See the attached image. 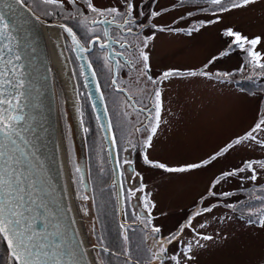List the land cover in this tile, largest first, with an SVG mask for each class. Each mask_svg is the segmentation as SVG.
I'll return each instance as SVG.
<instances>
[{"label": "rangeland", "instance_id": "1", "mask_svg": "<svg viewBox=\"0 0 264 264\" xmlns=\"http://www.w3.org/2000/svg\"><path fill=\"white\" fill-rule=\"evenodd\" d=\"M93 1L100 4V7L114 4L119 6L120 1L123 2V0ZM134 2L144 9L147 18H149L147 13L151 10L161 12L158 17H150V21L153 25L164 28V31L153 27L147 31L149 35L154 33V39L149 41L146 49L150 55L151 76L158 73L161 75L168 68L182 72L193 70L208 73L205 76H178L179 79H175L173 83L167 80V84L170 83L172 86L168 84L162 92L164 112L161 117V132L154 137V149L150 151L158 162L166 163L168 166L200 162L207 157L210 158L227 143L244 135L264 120L262 90L255 87L252 91L244 82L246 75L234 72L243 65L241 56L243 51L230 47L231 38L223 35L226 28H232L249 38L260 37L262 43L256 46V50L264 53V0L225 12L219 23L204 27H200L201 21L213 19L211 12L215 6L211 5L210 0H134ZM60 9L56 13L51 11V15L55 17L51 20H56L62 16L60 14L71 10L72 6L68 5V0H64V8ZM37 11L42 14L40 10ZM80 17L78 11L73 18ZM193 26L199 28V31L189 35L188 29ZM63 48L68 59L64 44ZM221 53L227 55H220ZM214 56L220 58L209 63ZM68 61L79 102L77 112L82 147L78 145L74 123L71 124L68 113L64 110L62 83L58 72L53 68L52 76L54 92L62 113L61 134L78 216L85 236L92 246L91 252L95 263L132 264L130 260L109 259L106 253L98 250L104 246L106 224L111 229L108 218L112 207H115V198L112 195L107 198L109 192L107 193L105 189L114 187L110 185L109 173L107 176L97 175L102 167L101 161L98 163L100 168L96 166L100 149L99 133L93 121L78 64L74 62L72 66L70 59ZM100 68L103 67L100 65ZM108 72L105 69L102 71L103 74ZM125 75L130 76L131 73ZM257 76L259 78L260 74ZM83 127H87L89 131L84 133ZM256 135L258 139L264 141V130L257 132ZM81 155L85 160L88 190L83 188L82 177L76 171ZM250 160L264 161V144L245 142L219 156L209 166L192 172L170 173L172 176L164 174L165 171L160 174L153 169H150V172L146 170L143 172L149 178L146 181L145 177L147 183L145 191L147 190V196L152 198L149 200L155 205L152 208L154 217L158 219L155 225L162 228L158 238L173 233L181 238L180 242L173 241L172 248L167 249L174 251L175 255H180L183 243L192 241L195 232L212 236L213 239L201 240L203 247L194 248L196 257L193 264H264V227L259 223L264 219V170H260L257 165L255 181L242 179L241 177L250 175L245 171L218 185L214 189L217 192L216 196L207 194L210 184L220 173L240 168L245 161ZM220 193L229 195L221 196ZM85 196L88 198H81ZM210 205L217 206L213 207L212 211L205 212L204 209ZM124 209L123 219L129 224L126 222ZM197 212L201 215H196ZM119 229L121 230L120 227ZM133 237L136 245L142 248L144 244L148 246V250L144 248L143 250L152 253L158 251L157 247H153L152 237H146L147 240H142L138 235ZM0 242V255L6 253L4 264H8L7 248L3 241ZM132 248L135 249V245ZM138 258L141 259L142 256ZM169 260L165 264H174V261ZM132 262L137 264L138 261Z\"/></svg>", "mask_w": 264, "mask_h": 264}, {"label": "snow or ice", "instance_id": "2", "mask_svg": "<svg viewBox=\"0 0 264 264\" xmlns=\"http://www.w3.org/2000/svg\"><path fill=\"white\" fill-rule=\"evenodd\" d=\"M43 2L57 8H64V0H43ZM257 2L258 0H210L211 5L215 6L211 12L213 19L201 21L200 27L219 23L223 13L232 11L233 9L244 8ZM68 3L75 4L76 0H68ZM85 3L88 10L98 17L91 21L92 24H111L117 19H120L123 21L120 27L124 28L128 34L133 33L134 24H136L137 27L144 26L136 23V18L143 16L145 13L144 9L140 5H137L134 0H123V8H99L93 4L92 0H85ZM15 4L26 6V0H2L0 7L10 10ZM149 8H151V5H149ZM147 15L151 18H155L160 16L161 12L151 10ZM108 17H112V20H109ZM83 19L85 23H87V16H84ZM61 27L71 34L73 40L78 45L80 44L76 33L71 27L67 25H61ZM152 27L158 28L159 31H164L162 27L156 25H152ZM9 28L10 26L5 20L4 14L0 12V37L11 39V37L8 36ZM195 31H199V28L193 26L188 29V34L191 35ZM104 34L106 36L107 32ZM223 35L231 38L230 47L240 49L246 54L249 65L264 68V63H260L261 60H264V53L256 50V46L262 43L260 37L249 38L238 31H234L232 28H226L223 31ZM151 39H154V33L144 38L142 41V48H140L139 45L136 46L139 51V62L141 65L136 68V71L153 84H156L157 81L153 80V78L148 75L150 71V65L148 63L149 55L143 50L148 48ZM99 41L100 37L97 35L93 40H90L89 43L95 44ZM4 47L8 52H12V48L8 44ZM100 47H105V45L100 44ZM121 47L130 48L133 46L130 44H122ZM2 51L3 49H0V52ZM81 51L86 52L88 49L81 46ZM220 55H227V53H221ZM219 58L220 56H214L209 63H213ZM14 59L19 60L20 56L17 54ZM0 61L5 62L3 71H0V77L4 78L3 82L0 83V96L4 97L0 99V105L10 106L7 109L0 108V133H3L2 138H0V241L6 243L14 264H72L71 258L75 256V250L66 245L65 240L62 238L64 234L61 231V226L53 222V212L45 196L42 194L44 189L39 186L31 166V154L28 151L27 142H20V140L23 139L21 136L23 132L21 123L25 119L20 113V97L13 94L9 99L3 91L5 86L23 88L24 81L20 80L14 85L13 81L8 78L10 74L17 71L15 66L8 67V65L13 64V60H5V57L0 55ZM132 66L136 67V62H132ZM89 67H91V65H89ZM205 67H207V65H205ZM240 71H243V67ZM93 75H95V73H93ZM184 75L194 77L197 75L205 76L208 75V73L193 70L182 72L178 69H172L163 72L159 77V81L163 82L168 78ZM112 82L113 84L116 83L115 80ZM153 96V106L151 108L142 109V111L149 113V123L143 128L136 129L137 132L143 131L146 133L142 139L141 147L144 150V163L151 167L162 169L169 173L192 172L208 166L219 156L227 153L235 146L243 145L245 142L251 141L264 144V141L258 139L256 135L257 132L264 130L262 129L264 120H261L250 131L242 136L236 137L208 159H204L200 162L186 163L178 167H172L168 166L166 163L154 161L149 158L148 150L153 148V137L157 134L160 127L163 100L162 93L159 89L153 92ZM152 113H154V116ZM81 124H83L82 120ZM109 128H111V123H109ZM88 131L89 129L87 127H83L84 133ZM18 137L20 138L19 140ZM111 140L112 143L115 144V136H113ZM132 147H136V145L133 144ZM123 163L131 166L132 161L124 160ZM257 165L260 170H264V161L257 162L250 160L245 161L240 168L220 173L210 184L207 194L216 196L217 192L214 191V189L218 185H222V183L226 182L229 178L238 176L245 171L249 172L250 175L241 178L255 181L257 179ZM76 171L79 172L80 169L77 168ZM220 195L228 196L229 193H220ZM81 198L87 199L88 197L85 196ZM203 199L204 197L202 196L201 200ZM154 206L153 204L152 207ZM215 206L217 205H210L205 208L204 211L210 212ZM145 207L147 208L148 205L146 204ZM196 215H201V213L197 212ZM259 223L264 227V219H261ZM150 224L151 213L149 212L148 222L145 224V227H148ZM121 227H123V225H121ZM151 231L160 233L161 229L157 226H152ZM180 231L182 232L183 228H181ZM124 239H127V236H125ZM180 239L181 238L174 233L170 234L168 237L153 238V244L156 245L158 251L152 253V260L159 262V264H163V260L167 253L165 245L171 244L173 241L180 242ZM212 239V236L194 232V239L183 243L182 253L180 255H171L168 258L174 261V264H181V260H183V264H193L196 257L194 248L203 247L201 240Z\"/></svg>", "mask_w": 264, "mask_h": 264}, {"label": "water", "instance_id": "3", "mask_svg": "<svg viewBox=\"0 0 264 264\" xmlns=\"http://www.w3.org/2000/svg\"><path fill=\"white\" fill-rule=\"evenodd\" d=\"M0 4H2V0H0ZM0 12L4 14V18L10 26L8 36L11 37V39L0 37V49H3L0 55H3L5 60H13V64L8 65V67L15 66L17 68L15 73L8 76L13 84H17L20 80L24 81L23 88L5 86L3 89L9 99L13 94L20 97V113L25 117L21 123L23 129L21 136L23 139L20 142H27L28 151L31 154V166L39 186L44 189L42 194L53 212V222L61 226V231L64 234L62 238L65 240L66 245L75 250V256L71 258L72 264H97L91 252L92 246H90V243L87 244V247L85 246L80 233L74 227L69 210L66 186L64 187L65 178L62 172L61 158L59 157L57 122H55L57 121V113H60V104L57 102L56 92H54L52 57L58 59L60 68L63 70V77L68 82L66 85L59 77L62 83L61 92L64 95V110L68 113L71 124L74 123L77 142L82 147L81 126L77 112L79 102H77L75 81L69 68V61L66 55H63L65 54L63 45L61 44L64 53L59 47V41L57 42V39L51 40L49 34L55 37L60 36L62 42H64L62 37L64 35L70 42L74 58H76L78 64L79 75L83 80V87L93 121L96 124L104 154H106L107 165H109L110 185L114 187L118 224L120 228L130 227L132 223L126 224L123 219L121 175L116 144H113L111 140L113 132L109 128L108 112L101 90H99L98 81L93 75V68L89 67L90 64L85 56L86 52L81 51L80 45L73 40L71 34L61 27V24L44 21L37 17L29 7L20 4L13 5L10 10L0 7ZM50 28L52 30L45 34V30ZM51 43L54 44L53 48ZM6 44L12 48V52H8L4 47ZM17 54L20 56L19 60L14 59ZM4 66L5 62L0 61V71H3ZM58 74L60 76V70ZM3 79V77H0V83L3 82ZM2 98L4 97L0 96V99ZM9 107V105H0V108L4 109ZM61 117L62 113H60ZM2 136L3 133H0V138ZM81 156L79 174L82 177L83 188L88 190L85 160L84 156ZM4 245L7 248L5 242ZM98 250L106 252L101 247ZM7 251L8 264H14L8 248Z\"/></svg>", "mask_w": 264, "mask_h": 264}, {"label": "flooded vegetation", "instance_id": "4", "mask_svg": "<svg viewBox=\"0 0 264 264\" xmlns=\"http://www.w3.org/2000/svg\"><path fill=\"white\" fill-rule=\"evenodd\" d=\"M92 2L96 7L100 5L95 3L93 0ZM120 2L121 5L119 6L114 4L107 7L123 8V2ZM76 4L78 5L76 6ZM76 4L68 3V5L72 6V9L66 13L60 14L62 16L57 17L56 20H51L52 18H55L51 15V11L53 10L54 13H56L57 10H61L60 8L45 4L43 0H26V6L29 7L30 10L42 20L71 27L76 33L77 39L80 41V47L83 46L88 49V51L85 53V56L95 73V77L99 84V90H101L106 111L108 112L111 130L113 132V136L116 138V154L118 155V165L121 175L123 206H125V219L127 223H132L130 227L121 228V230L119 229L117 223L121 237L119 240H121L122 245V254L120 255L121 258L130 260L131 263H133L132 261H138L137 264H159V262L152 260V251H145L148 250V246L144 244L143 248L145 250H143L142 246L140 247L136 245L133 237V235H138L142 240H147L146 237H152L153 239V234L155 238H158L159 234L162 232V228L159 226L157 227L161 229L160 233H154L151 231L152 226H156L155 223L158 219L155 218L153 214V202L152 200H149L152 198L147 196V190L145 191V184H147L145 182L147 181L148 177L145 176L143 172L145 170L150 172V169H153L154 171H157L161 174V172L164 171L144 163V150L141 147V142L146 133L143 131L137 132L136 129L143 128L149 123V113L142 111V109L151 108L153 106V92L156 89H159L162 93L165 86L170 84H167L168 79L171 81V83H173L175 79L179 78L178 76H174L164 80L163 82H160L159 77L161 75L159 73L155 76H151L152 66L149 61L148 63L150 65V71L148 72V75L151 76L153 80L157 81L156 84H153L146 77L140 75L136 71V68L141 66L139 62V51L137 50L136 46L139 45L140 48H142V41L144 38L151 36L147 33L148 29L153 25L150 21V17L147 18L145 14L143 16L137 17L136 23L144 26L137 27L136 24H134L133 33L128 34L124 28L120 27V25L123 24V21L120 19H117L111 24H92L91 21L93 19H97L98 17L88 10L85 0H76ZM107 7L99 6V8ZM37 10H40L42 14H39ZM78 11L81 17L74 19L73 17L76 13H78ZM84 16H87V23H85L83 19ZM108 19L112 20V17H108ZM105 32H107L106 36L104 34ZM97 35H99L100 41L95 44L89 43V41L93 40ZM62 37L64 38L66 54L73 66L74 62H76V58H74L70 42L64 35H62ZM100 44H104L105 47H100ZM122 44H130L133 47H121ZM143 50L148 53L146 49ZM132 62H136V67L132 66ZM100 65L103 68H100ZM104 69L109 71L108 74L102 73ZM168 70L172 69L168 68L166 71ZM127 73H131V75L126 76L125 74ZM185 76L187 75L179 77ZM142 78L144 81H141ZM113 80L116 81L115 84H113ZM169 86H172V84ZM163 112L164 111L162 110L161 117ZM152 115L154 116V113H152ZM160 132L161 123L155 136L159 135ZM99 144L100 149L98 152L96 166L97 168H100V166L102 167L100 168V171L97 173V175L107 176L108 173L110 175L109 165H107V158L103 151V145L101 144L100 136ZM133 144L136 145V147H132ZM153 149L154 148H150L148 150L149 158L157 161L150 152ZM208 158L209 157L205 159ZM124 160L132 161L131 166L124 164ZM99 161H101L100 166L98 165ZM187 163H194V161ZM184 164L186 163H183V165ZM178 166L172 165V167ZM163 173L168 174V176L173 175L166 171ZM105 191L107 193L109 192L107 198L111 197V195L114 197V188L106 187ZM150 191L151 190H149V192ZM146 204L148 205L147 208L145 207ZM113 208L116 219V208L114 206ZM149 212L151 213V224L148 227H145V224L148 222ZM125 236H127V239H124ZM132 245H135V249L132 248ZM106 246L107 245L104 242L103 248L106 250L104 253L108 255L110 252L107 251L108 249ZM165 246L166 248H172V243L166 244ZM153 247H156V245L153 244ZM125 251H128V253ZM171 255H175V252L167 249L163 264H165L166 261H170L168 257ZM138 256H142V258L140 259Z\"/></svg>", "mask_w": 264, "mask_h": 264}, {"label": "trees", "instance_id": "5", "mask_svg": "<svg viewBox=\"0 0 264 264\" xmlns=\"http://www.w3.org/2000/svg\"><path fill=\"white\" fill-rule=\"evenodd\" d=\"M258 51V50H257ZM259 52V51H258ZM242 61H243V71H240V69H236L234 72L236 73H240L242 76L246 75V78L244 80V82L247 83L248 86H250L249 88L254 91L255 87L260 88L262 90V106L264 107V68H259L256 66H252L248 64V57L246 56V54L243 52L242 53ZM260 63H264L263 60L260 61ZM250 73H254V75H249ZM257 73V74H256ZM260 74V77L258 78L257 75ZM242 81V80H241ZM258 218V217H257ZM256 218V219H257ZM109 222L111 225V229H109L108 225L106 224L105 226V243H106V248L108 249L107 251H109L110 253L106 256H109V259H113V260H125L124 258H121L122 254V245H121V240H119L120 237V231L118 230L117 227V222L115 219V211L114 208L112 207L111 211H110V215H109ZM1 243V242H0ZM133 246V245H132ZM6 253L3 252L0 255V263L4 264L6 261ZM133 264V263H132Z\"/></svg>", "mask_w": 264, "mask_h": 264}, {"label": "bare ground", "instance_id": "6", "mask_svg": "<svg viewBox=\"0 0 264 264\" xmlns=\"http://www.w3.org/2000/svg\"><path fill=\"white\" fill-rule=\"evenodd\" d=\"M51 30H52L51 28L50 29H46L45 30V34L49 33ZM56 34H57V32H56ZM49 36H50L51 40L57 39V42L59 41V47L61 48V50L64 53V50L62 48V45H63L62 38L60 36L59 37L51 36L50 34H49ZM51 46L53 48L54 44L51 43ZM63 55H65V54H63ZM51 60H52V68H54V70L56 72H58L60 70V78L67 85L68 82L65 81V79L63 77V74H62L63 70L60 68L58 59H54L52 57ZM60 119H61L60 118V113H57V121H55V122H57L56 124H57V135H58L59 157L61 158V167H62V172L64 173V178H65L64 179V187L66 186L65 189L67 190V196H68V200H69L68 203H69V210H70L71 220L73 221V224H74V227L76 228V231L80 233V235L82 237L81 240L84 242L85 246L87 247L88 246L87 244L90 243V242H88V240H87V238L85 236V232L83 231L82 223H81V221L79 219V216H78V210L76 209V202L73 199L72 183H71L69 170H68V167H67L68 159L66 157L65 146L63 145V135L61 134L62 133V130H61L62 120H60Z\"/></svg>", "mask_w": 264, "mask_h": 264}]
</instances>
